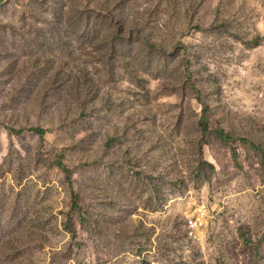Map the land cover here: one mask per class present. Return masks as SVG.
<instances>
[{"label":"rangeland","instance_id":"374dc122","mask_svg":"<svg viewBox=\"0 0 264 264\" xmlns=\"http://www.w3.org/2000/svg\"><path fill=\"white\" fill-rule=\"evenodd\" d=\"M0 264H264V0H0Z\"/></svg>","mask_w":264,"mask_h":264},{"label":"trees","instance_id":"16d2710c","mask_svg":"<svg viewBox=\"0 0 264 264\" xmlns=\"http://www.w3.org/2000/svg\"><path fill=\"white\" fill-rule=\"evenodd\" d=\"M200 125L201 127L203 128V130L205 132H209V131H212V132H215L219 137L221 138H232L230 135H228L227 133H225L223 130H218V129H215V130H211L209 128V122H208V119L206 118V116H202L201 120H200ZM36 131H38L41 135V137H44L45 135V130L43 129H38V128H35ZM57 164L58 166L66 173V176L69 180H71V177H70V169L61 161V160H58L57 161ZM75 205L76 202L74 203Z\"/></svg>","mask_w":264,"mask_h":264}]
</instances>
